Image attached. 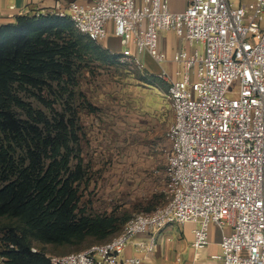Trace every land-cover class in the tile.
<instances>
[{
	"label": "built area",
	"instance_id": "1",
	"mask_svg": "<svg viewBox=\"0 0 264 264\" xmlns=\"http://www.w3.org/2000/svg\"><path fill=\"white\" fill-rule=\"evenodd\" d=\"M172 2H184L185 8L174 9ZM49 14L69 18L96 44L114 34L123 58L140 68L144 53L159 65L166 62L162 33L203 45V54L177 50L175 75L158 76L168 83L174 114L167 132L165 204L136 214L106 243L48 256L51 264H140L122 259L137 236H150L138 244L150 254L157 233L185 224L196 226L192 247L197 251L209 245L212 225L222 231L221 251L213 260L264 264V0L237 5L230 0L57 1ZM7 261L2 257V264Z\"/></svg>",
	"mask_w": 264,
	"mask_h": 264
},
{
	"label": "rangeland",
	"instance_id": "2",
	"mask_svg": "<svg viewBox=\"0 0 264 264\" xmlns=\"http://www.w3.org/2000/svg\"><path fill=\"white\" fill-rule=\"evenodd\" d=\"M230 2L237 5L240 0ZM162 35L164 47L187 53L199 49L203 54V45H189L181 39L174 42L168 32ZM109 47L116 53L124 51L116 44ZM120 55L115 58L105 51L84 53L82 59L74 61L68 84L53 83L51 90L43 91L46 103L38 99V91L22 92L26 105L52 124L63 117L68 130L76 135L78 142L71 143L69 170L62 176L68 178L83 160V179L74 188L79 190L87 214L117 221L113 230L94 233L79 245L42 247L48 256H63L106 243L120 234L136 214L153 212L166 202L167 132L174 121L167 98L168 83ZM236 89L233 86L232 91ZM27 110L14 109L21 120H29ZM38 126L47 128L44 124ZM16 152V159L23 160L25 151L17 148ZM1 225L14 223L0 219ZM6 232L0 234V254L6 250L2 242Z\"/></svg>",
	"mask_w": 264,
	"mask_h": 264
},
{
	"label": "trees",
	"instance_id": "3",
	"mask_svg": "<svg viewBox=\"0 0 264 264\" xmlns=\"http://www.w3.org/2000/svg\"><path fill=\"white\" fill-rule=\"evenodd\" d=\"M97 45L69 18L49 13L27 14L0 26V219L14 223L0 226V234L7 230L2 240L6 250L0 254L6 264H51L42 247L79 245L116 225L115 218L92 217L82 206L74 188L83 179L82 159L74 173L62 176L71 164V143L78 142L64 118L50 123L21 96L35 90L46 103L43 91L53 83L68 84L76 59L87 52L110 53ZM16 107H27L29 120H21ZM17 148L25 151L23 160L16 159Z\"/></svg>",
	"mask_w": 264,
	"mask_h": 264
},
{
	"label": "crops",
	"instance_id": "4",
	"mask_svg": "<svg viewBox=\"0 0 264 264\" xmlns=\"http://www.w3.org/2000/svg\"><path fill=\"white\" fill-rule=\"evenodd\" d=\"M57 1H61L64 5L71 3L83 5L89 2V0H0V26L12 24L16 18L27 14H35L37 12L42 14L50 13L54 10ZM172 8L182 10L185 8V3L172 2ZM171 34L174 42L179 41V38L174 33ZM164 37L165 35L160 37V50L166 56L164 64L159 65L147 53L140 55L144 68L155 77L159 76L162 71L174 76L178 69V66L172 63V58L177 50L171 47H164L166 46L162 41ZM109 44L121 46L120 39L112 33L99 45L113 54H122L124 52L116 53L112 51ZM120 49L124 50L122 46ZM195 227V224L168 226L155 235V248L150 254L138 247L139 243H148L150 236L139 235L126 247L122 259L140 260V264H222L212 259L214 255L221 251L222 231L217 226L212 225L209 233V245L197 251L192 247L193 229Z\"/></svg>",
	"mask_w": 264,
	"mask_h": 264
}]
</instances>
